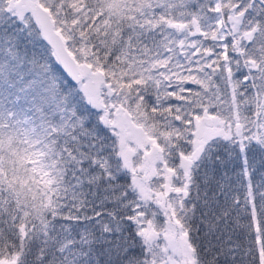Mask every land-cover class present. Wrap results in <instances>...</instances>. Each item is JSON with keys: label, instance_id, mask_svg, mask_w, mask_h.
<instances>
[{"label": "snow or ice", "instance_id": "obj_1", "mask_svg": "<svg viewBox=\"0 0 264 264\" xmlns=\"http://www.w3.org/2000/svg\"><path fill=\"white\" fill-rule=\"evenodd\" d=\"M0 264H264V0H0Z\"/></svg>", "mask_w": 264, "mask_h": 264}, {"label": "trees", "instance_id": "obj_2", "mask_svg": "<svg viewBox=\"0 0 264 264\" xmlns=\"http://www.w3.org/2000/svg\"><path fill=\"white\" fill-rule=\"evenodd\" d=\"M42 44L44 45V47L50 48L45 41H42ZM53 60V62H55L54 57L51 58ZM56 67L60 70L59 66L56 65ZM61 71V70H60ZM62 72V71H61ZM66 77V76H65ZM67 78V77H66ZM68 79V78H67ZM69 80V79H68ZM70 81V80H69ZM72 83V82H71ZM73 84V83H72ZM74 85V84H73Z\"/></svg>", "mask_w": 264, "mask_h": 264}, {"label": "water", "instance_id": "obj_3", "mask_svg": "<svg viewBox=\"0 0 264 264\" xmlns=\"http://www.w3.org/2000/svg\"><path fill=\"white\" fill-rule=\"evenodd\" d=\"M46 42V44H47V41H45ZM49 46V45H48ZM50 47V46H49ZM59 66V65H58ZM59 68H60V70L61 71H63V69H62V67L61 66H59ZM64 75L67 77V74L66 73H64ZM70 81H71V78L70 77H67ZM74 85H75V82L74 81H71Z\"/></svg>", "mask_w": 264, "mask_h": 264}]
</instances>
